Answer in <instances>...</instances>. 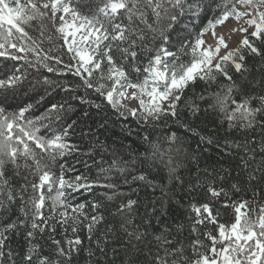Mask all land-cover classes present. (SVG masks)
<instances>
[{"label":"snow or ice","instance_id":"snow-or-ice-1","mask_svg":"<svg viewBox=\"0 0 264 264\" xmlns=\"http://www.w3.org/2000/svg\"><path fill=\"white\" fill-rule=\"evenodd\" d=\"M211 4V18L192 40L171 52L166 47L168 33L187 13L199 15L205 0H79V3L77 0H0V57L24 61L34 69L43 67L48 73L72 74L79 80V83H57L44 76L45 95L49 88L59 87L66 92L83 88L99 94L119 116L135 117L144 124L176 117L185 90L201 81L205 89L198 94V99L211 101L205 111H216L229 131L249 132L258 127L264 134V93H243L228 71L230 66L243 74L247 71V55L264 57V0H211ZM78 7H87L89 14H81ZM69 16L71 19L66 18ZM29 29L39 33V40ZM57 36L62 41L59 46L55 42ZM233 36H239V40L230 47ZM45 41L50 45L47 48L43 46ZM221 76L227 84L218 82ZM27 80L26 70L18 67L0 77V211L19 197L24 217L0 223V264H16L12 251L7 249V239L20 227L27 228L29 240L28 248L20 257L21 264H71L83 246L78 235L81 227L86 229L91 241L105 217L98 211L101 203L93 201L91 213L86 212L89 205L72 204L66 190L90 191L94 186L115 190L118 185L89 181L81 175L66 179L63 165H59L58 176L52 171L51 166L59 159L78 151V146L68 140L76 121L65 122L71 106L66 109L62 103H51L35 115L45 96L9 111L10 99L29 95V89L35 92L36 85L26 83ZM212 85L217 90L208 92ZM261 85L264 77L253 87ZM78 99L83 101L85 96ZM187 106L194 115L201 110L190 99ZM55 125H60V130L54 131ZM42 130L45 134H41ZM143 139L149 144L150 152L125 160L113 149L108 161L101 158V164L106 163L107 167L101 166L99 172H116L124 177L123 183H128L127 174L135 170L133 166L138 161L143 159L147 164L160 161L166 164L169 183L175 179L182 184L181 178L175 175L173 149L162 147L161 141H152L147 136ZM176 139L175 134L165 138L169 144ZM201 139L212 142L210 138ZM254 143V137L242 143L223 141L229 154L232 149L242 150V155L236 154L237 167L246 173L245 185L231 187L236 192H244L250 186V200L230 202L225 189L211 184L208 187L213 198L222 194L226 197L222 207L233 209L232 222L219 223V213L214 214L209 203L191 205L196 216L188 229L189 236L195 238L186 246L179 239L185 231L183 223L163 224L159 232L151 231L152 218L161 225V217L166 215L163 201L159 207L155 201L151 202L141 223L137 224L139 203L128 198L110 213L118 218L116 223L108 224L106 232L101 233L104 241L108 234L117 231L125 237L119 249H112L111 260L123 250L128 257L125 264H264V143L259 160L255 148L249 146ZM95 148L108 151L103 143L93 145L90 151ZM13 177L20 181L18 187L12 183ZM218 178L223 180L224 176ZM105 179L110 180L111 176L106 175ZM131 179L158 186L148 181L144 172L132 175ZM160 187L162 195L167 196L163 186ZM104 195L107 201L116 198L115 192ZM206 221L215 226V234L199 232L198 226L205 225ZM57 228L65 235L70 229L74 238H65L62 244L55 239ZM45 233L52 245L49 255L43 254L40 243L32 242L38 237L43 239ZM201 235L209 245L204 244ZM95 244L101 254L96 264H109V254L100 237ZM141 254L146 256L144 262L137 259ZM88 255L91 258L96 254L89 249Z\"/></svg>","mask_w":264,"mask_h":264},{"label":"trees","instance_id":"trees-1","mask_svg":"<svg viewBox=\"0 0 264 264\" xmlns=\"http://www.w3.org/2000/svg\"><path fill=\"white\" fill-rule=\"evenodd\" d=\"M79 3V0H77ZM211 0H205L203 11L199 15L187 13L180 18V22L176 24L171 30L169 41L166 45L169 51L176 52L180 46L192 40L199 30L206 24L207 20L211 18L212 11ZM81 14H89L87 7H78ZM67 18V17H66ZM30 34L39 40V33L29 29ZM56 45L59 46L62 41L56 37ZM45 48L49 47L45 41ZM65 60L68 59L67 54L64 55ZM187 60V57H183ZM247 71L236 73L230 66L229 73L233 77V81L239 86L243 93L261 94L264 93V85L253 87L258 80L264 77V57H255L247 55L246 59ZM14 67L26 70L28 80L26 83L35 84V92L29 89V95H17L14 99L8 102V110L13 111L18 106H23L25 103H35L39 100V96H45V100L39 104L35 110V115H39L51 103H62L65 108L71 106V110L66 113V123L76 121L73 129L70 130L68 140L70 143L78 146V151L70 152L63 158L57 161L56 165H52V171L58 176L59 165H63L64 176L66 179H74L75 176L81 175L87 177L89 181L100 180L101 184L114 183L118 187L115 190L106 189L102 186H94L90 191L80 190V192H72L66 190L67 198L72 204L85 203L89 205L85 211L91 213L90 205L93 201L102 204L98 209L105 217V221L97 226L95 233L90 241L86 229L81 227L78 235L83 241L79 254L74 255L71 264H96L98 258L101 257L99 250L95 244V240L100 237L104 245L105 251L109 254V264H125L127 255L123 250H120L115 258L111 260V253L113 248H120L124 242L125 237L120 232L115 234H108L106 241L101 237L102 232H106L108 224L116 223L118 218L113 217L112 213L118 203L128 198L136 199L139 203V213L136 223H141L144 218V213L147 208L151 206V202L155 201L156 206L159 207L161 201L164 202L166 215L161 217L162 224L157 225L155 218H152L153 228L151 231L159 232L163 224L174 225L176 223H183L185 231L179 239L183 240L185 245L195 237L189 236L188 225L195 220V212L191 205L199 206L203 203H209L213 207L214 214L219 213V223L228 224L233 220V209L231 207L224 208L226 197L222 194L218 198H213L208 191L211 184L217 189L223 188L228 193L231 201H239L241 199L250 200L252 189L249 186L244 192H236L232 189L233 184L241 187L245 185L246 173L242 172L238 167L237 152L241 155L242 150L232 149L231 154L223 146L225 139L243 142L249 138L254 137L255 143L250 144V147L255 148L257 153V160L260 159L259 153L261 144L264 143V134L261 133L257 127L254 131L240 132L227 129L226 123H221L219 114L209 109L205 111L211 101H200L198 94L204 91L205 85L201 81H197L195 86H190L184 92L182 102L177 109L176 117H168L159 122L144 124L131 116H119L115 110L111 109L95 92H86L83 88H78L73 92H66L62 88H49L48 94L45 95L44 88L47 87L42 84L44 76L56 81L57 83H79L78 78L72 74L60 75L48 73L43 67L31 68L24 61H15L9 58L0 57V77L11 72ZM218 82L227 84L222 76L218 77ZM216 85L208 88V92L216 91ZM39 93V95H36ZM207 94V93H205ZM80 96H85V100L78 99ZM191 100L197 103L200 107V112L195 115L187 106V101ZM239 99V96H237ZM255 103V101H254ZM100 104L97 108L95 105ZM54 131L60 130V125L54 126ZM41 134H45L42 130ZM176 135L175 142L169 144L165 138ZM145 136L152 141H161L162 147H171L173 149V167L177 169L175 175H178L183 183H179L175 179L169 183V174L164 162L156 161L152 164H147L141 159L134 165V171L127 174L128 183H123L124 177L118 173L111 174L100 173L101 166L107 167V164H101V158L108 161L112 155V150L115 149L117 155L123 156L125 160L135 159L140 153L150 152V146L143 139ZM210 138L211 143L207 139ZM103 143L108 147L105 152L100 148H95L90 151L93 145ZM179 149V151H176ZM139 172H144L147 175L148 181H154L156 185L153 186L147 181H133L132 175ZM11 176V173H8ZM110 175L111 179L106 180L105 176ZM223 175L224 179L220 180L218 176ZM29 180L33 177L29 176ZM199 181V186L197 182ZM12 183L18 187L20 181L15 177ZM163 191L168 193L167 196L162 195ZM115 192V200L107 201L105 193L112 195ZM27 199V197H25ZM22 201L17 199L11 203L6 204V210L0 211V223H10L17 219H23L21 212ZM47 209V202H46ZM47 215V211H45ZM94 214V213H93ZM191 217V219H190ZM199 232L202 234L205 231L216 233L214 225L207 221L205 225L198 226ZM27 228L20 227L15 232L10 233L7 239V249L13 253L12 259L16 264H21L20 257L24 254L29 246V240L26 236ZM65 238L73 239L71 230L67 234H62L57 228L55 239L61 240L63 244ZM204 244L209 245V241L203 235L200 236ZM33 243H40L43 246V254L49 255L52 251V245L48 240V234L45 233L43 239L32 241ZM95 252V257H89L88 250ZM204 249H201L203 251ZM190 254V250H189ZM138 261L144 262L146 256L141 254L137 257Z\"/></svg>","mask_w":264,"mask_h":264},{"label":"rangeland","instance_id":"rangeland-1","mask_svg":"<svg viewBox=\"0 0 264 264\" xmlns=\"http://www.w3.org/2000/svg\"><path fill=\"white\" fill-rule=\"evenodd\" d=\"M67 19H71V17L69 16L67 17ZM217 30L220 31L221 29L218 28ZM224 31H226V29ZM238 40H239V36H235V40L232 43H230V47L235 46L238 43ZM132 106H135V102H133Z\"/></svg>","mask_w":264,"mask_h":264},{"label":"bare ground","instance_id":"bare-ground-1","mask_svg":"<svg viewBox=\"0 0 264 264\" xmlns=\"http://www.w3.org/2000/svg\"><path fill=\"white\" fill-rule=\"evenodd\" d=\"M235 40V36L232 37L230 43H232Z\"/></svg>","mask_w":264,"mask_h":264}]
</instances>
